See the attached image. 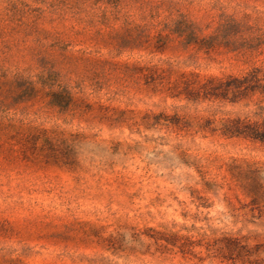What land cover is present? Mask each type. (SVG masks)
<instances>
[{"label": "rangeland", "instance_id": "obj_1", "mask_svg": "<svg viewBox=\"0 0 264 264\" xmlns=\"http://www.w3.org/2000/svg\"><path fill=\"white\" fill-rule=\"evenodd\" d=\"M227 121L264 124V0H0V264H264Z\"/></svg>", "mask_w": 264, "mask_h": 264}, {"label": "trees", "instance_id": "obj_2", "mask_svg": "<svg viewBox=\"0 0 264 264\" xmlns=\"http://www.w3.org/2000/svg\"><path fill=\"white\" fill-rule=\"evenodd\" d=\"M255 71L250 74L251 78L253 80H258L257 76L254 73ZM246 76L243 78H230L225 81H220L218 83V87L223 89V91L228 90L229 88H240L243 83H245ZM223 132L225 133H230L233 135H245L249 136L253 139H258V140H264V124H243V125H233L229 123L228 121L223 123Z\"/></svg>", "mask_w": 264, "mask_h": 264}]
</instances>
